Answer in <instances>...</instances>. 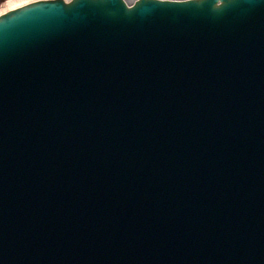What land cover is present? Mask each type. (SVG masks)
I'll return each instance as SVG.
<instances>
[{
  "label": "water",
  "instance_id": "95a60500",
  "mask_svg": "<svg viewBox=\"0 0 264 264\" xmlns=\"http://www.w3.org/2000/svg\"><path fill=\"white\" fill-rule=\"evenodd\" d=\"M165 2L0 23V264H264V0Z\"/></svg>",
  "mask_w": 264,
  "mask_h": 264
},
{
  "label": "snow or ice",
  "instance_id": "6c2138e0",
  "mask_svg": "<svg viewBox=\"0 0 264 264\" xmlns=\"http://www.w3.org/2000/svg\"><path fill=\"white\" fill-rule=\"evenodd\" d=\"M35 4H41L46 3L47 0H32ZM68 3H73V0H66ZM224 0H219V3L223 4ZM206 3V0H196V3H193V0H167L165 3H161L160 5H204ZM214 7H216V4L214 2ZM13 11H20V9L13 10ZM10 13H3L0 14V23H2L4 20H6L7 16Z\"/></svg>",
  "mask_w": 264,
  "mask_h": 264
},
{
  "label": "rangeland",
  "instance_id": "374dc122",
  "mask_svg": "<svg viewBox=\"0 0 264 264\" xmlns=\"http://www.w3.org/2000/svg\"><path fill=\"white\" fill-rule=\"evenodd\" d=\"M129 5L134 4L137 0H125ZM32 0H0V13L6 11L10 7H13V4H18L23 6L25 4L31 3Z\"/></svg>",
  "mask_w": 264,
  "mask_h": 264
},
{
  "label": "bare ground",
  "instance_id": "6f19581e",
  "mask_svg": "<svg viewBox=\"0 0 264 264\" xmlns=\"http://www.w3.org/2000/svg\"><path fill=\"white\" fill-rule=\"evenodd\" d=\"M18 7H21L20 5H18V4H13V7H10L9 9H7L6 11H4V12H1L0 14H3V13H8V12H10V11H13V10H15V9H17Z\"/></svg>",
  "mask_w": 264,
  "mask_h": 264
}]
</instances>
